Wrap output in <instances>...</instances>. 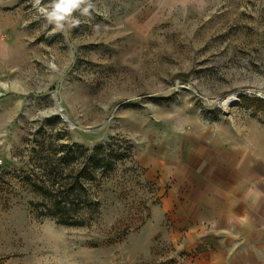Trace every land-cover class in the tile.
<instances>
[{"label":"rangeland","instance_id":"374dc122","mask_svg":"<svg viewBox=\"0 0 264 264\" xmlns=\"http://www.w3.org/2000/svg\"><path fill=\"white\" fill-rule=\"evenodd\" d=\"M91 3L58 30L0 0V264H174L163 158L264 132V0ZM109 144L127 156L88 180Z\"/></svg>","mask_w":264,"mask_h":264},{"label":"crops","instance_id":"0c3cea01","mask_svg":"<svg viewBox=\"0 0 264 264\" xmlns=\"http://www.w3.org/2000/svg\"><path fill=\"white\" fill-rule=\"evenodd\" d=\"M245 135L220 130L163 158L174 264H264V132Z\"/></svg>","mask_w":264,"mask_h":264},{"label":"clouds","instance_id":"9594fccd","mask_svg":"<svg viewBox=\"0 0 264 264\" xmlns=\"http://www.w3.org/2000/svg\"><path fill=\"white\" fill-rule=\"evenodd\" d=\"M32 6L48 24L55 25L58 30H63L66 25H79L80 20L74 17V13L80 12L81 15L88 16L90 9L94 7L91 0H51L47 5H43L42 0H33Z\"/></svg>","mask_w":264,"mask_h":264},{"label":"trees","instance_id":"16d2710c","mask_svg":"<svg viewBox=\"0 0 264 264\" xmlns=\"http://www.w3.org/2000/svg\"><path fill=\"white\" fill-rule=\"evenodd\" d=\"M96 150H98L99 152L103 151L104 154L103 156H100L99 154H94L90 158L87 159V162L84 164V170L82 171V173H84L83 174L84 177H87L88 180L95 179L96 177L95 169H100L101 163H105V161H110L107 159H113V158L122 159L127 156L126 152H125L126 155L121 154L118 148L115 147L113 144L96 147ZM68 202L66 198H60L57 196V199L50 200V205L53 208L59 210L60 208H62V206L63 208H66L68 205ZM60 223L69 224V222H66L65 220H62ZM74 224H78V223H74Z\"/></svg>","mask_w":264,"mask_h":264},{"label":"water","instance_id":"95a60500","mask_svg":"<svg viewBox=\"0 0 264 264\" xmlns=\"http://www.w3.org/2000/svg\"><path fill=\"white\" fill-rule=\"evenodd\" d=\"M229 102H230V101L225 102L224 105H225V106L228 105ZM58 104H59V106H60V103H59V102H58ZM60 110H62L61 106H60ZM62 118L67 119V117H65L64 114H62Z\"/></svg>","mask_w":264,"mask_h":264},{"label":"bare ground","instance_id":"6f19581e","mask_svg":"<svg viewBox=\"0 0 264 264\" xmlns=\"http://www.w3.org/2000/svg\"><path fill=\"white\" fill-rule=\"evenodd\" d=\"M58 105V104H57ZM58 109H60V107L58 106ZM66 117V116H65Z\"/></svg>","mask_w":264,"mask_h":264}]
</instances>
